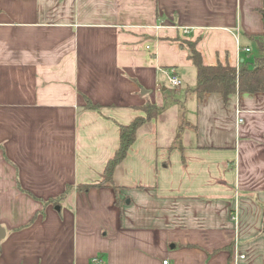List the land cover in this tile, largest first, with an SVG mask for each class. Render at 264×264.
I'll use <instances>...</instances> for the list:
<instances>
[{"label": "crops", "instance_id": "obj_1", "mask_svg": "<svg viewBox=\"0 0 264 264\" xmlns=\"http://www.w3.org/2000/svg\"><path fill=\"white\" fill-rule=\"evenodd\" d=\"M261 9L264 0H0V264H264V92L187 91V42L206 65L238 67L260 55L250 36L264 35ZM162 68L181 79L174 104L192 117L190 138L175 143L151 119L116 189H77L104 178L119 124L177 91ZM67 185L60 204L43 206Z\"/></svg>", "mask_w": 264, "mask_h": 264}, {"label": "trees", "instance_id": "obj_2", "mask_svg": "<svg viewBox=\"0 0 264 264\" xmlns=\"http://www.w3.org/2000/svg\"><path fill=\"white\" fill-rule=\"evenodd\" d=\"M260 13L264 23V9H261ZM250 37L257 41L260 55L254 56L251 61L240 63L238 67L221 63L206 65L203 63L201 54L196 49L194 42H187L188 56L196 68L195 83L187 91L192 93L197 99H201L207 92H218L224 98L236 92H264V35L256 34ZM84 100L85 104L83 108L99 111V104L93 103L86 96H84ZM140 108L144 111L145 115L135 117L128 124H119V146L114 156L106 164L104 178L96 183L79 184L76 186L77 189L89 190L93 187L102 186L117 188L114 177L122 166L129 147L136 139L142 127L151 121V119L157 118L160 114V106L157 103L148 101L140 106ZM0 148L2 149L1 145ZM19 188L21 189V187ZM71 188L70 185H67L62 194L42 200L43 206L47 204H60ZM39 213H42V210L34 214L28 224L33 222Z\"/></svg>", "mask_w": 264, "mask_h": 264}, {"label": "rangeland", "instance_id": "obj_3", "mask_svg": "<svg viewBox=\"0 0 264 264\" xmlns=\"http://www.w3.org/2000/svg\"><path fill=\"white\" fill-rule=\"evenodd\" d=\"M175 89L177 91H172L169 94V96L171 97L169 100H161L159 104L160 114L158 118L160 121L162 120V130L176 135V137L174 138L175 143H178L179 141L183 143L190 138L189 134L192 130L191 127H189V122L192 124L193 121L191 115H189L190 113L186 114L184 117H181L180 108L177 104L174 103L182 101L183 98L180 99L179 97H177L179 89ZM174 93H177V95ZM177 134L180 136H177Z\"/></svg>", "mask_w": 264, "mask_h": 264}, {"label": "built area", "instance_id": "obj_4", "mask_svg": "<svg viewBox=\"0 0 264 264\" xmlns=\"http://www.w3.org/2000/svg\"><path fill=\"white\" fill-rule=\"evenodd\" d=\"M186 31V29H185ZM238 41V39H237ZM247 51H249V48H246ZM162 73H164L168 83L175 88H179L182 83H181V79L178 77V75L176 74L174 68H162L161 69ZM243 254L237 255V257L243 258ZM93 261L95 264H102L101 260L99 258H93ZM163 264H169L168 260H163L162 262Z\"/></svg>", "mask_w": 264, "mask_h": 264}, {"label": "water", "instance_id": "obj_5", "mask_svg": "<svg viewBox=\"0 0 264 264\" xmlns=\"http://www.w3.org/2000/svg\"><path fill=\"white\" fill-rule=\"evenodd\" d=\"M263 226H264V220H263ZM5 235V230L0 226V239Z\"/></svg>", "mask_w": 264, "mask_h": 264}]
</instances>
